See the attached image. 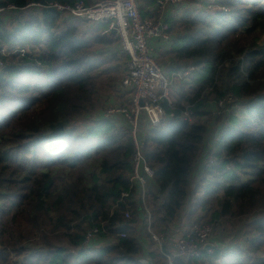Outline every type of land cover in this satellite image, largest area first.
Returning a JSON list of instances; mask_svg holds the SVG:
<instances>
[{
    "label": "trees",
    "instance_id": "obj_1",
    "mask_svg": "<svg viewBox=\"0 0 264 264\" xmlns=\"http://www.w3.org/2000/svg\"><path fill=\"white\" fill-rule=\"evenodd\" d=\"M99 1L0 0L16 8L0 16V264H168L128 181L129 128L102 116L131 107L121 87L128 55L101 35L106 24L27 7ZM135 1L143 19L169 26L170 41L154 45L165 74L195 69L172 79L166 122L139 120L155 170L145 186L149 228L169 237L178 222L209 225L214 253L188 264H264V0H201L200 10L182 0L168 16L157 0ZM207 147L214 165L204 170ZM250 214L238 243L217 241L219 226Z\"/></svg>",
    "mask_w": 264,
    "mask_h": 264
},
{
    "label": "built area",
    "instance_id": "obj_2",
    "mask_svg": "<svg viewBox=\"0 0 264 264\" xmlns=\"http://www.w3.org/2000/svg\"><path fill=\"white\" fill-rule=\"evenodd\" d=\"M181 2L182 0H157L156 12L157 10L172 9ZM27 7H43L60 14H66L71 18L106 24L107 27L101 32V35L108 38L113 36L118 39L121 51L128 55L121 87L128 94L131 107L129 110H123L117 106L108 107L103 111L102 116L109 119L120 117L122 122L129 128L133 153L131 155V172L128 181L131 188L137 187L135 191L138 197L137 202L141 201L143 210L148 216L147 231L151 234V239L159 250H162L165 244L172 249V253L166 255L168 264H173L176 258L181 259L183 264H188V261L192 259H199L203 255H212L214 247L208 242L211 236L209 225L197 226L193 224L177 238H172L171 235L169 237L156 235L149 228L150 216L144 203L145 186L153 180L155 170L149 166L141 149L138 130L140 117H144L151 127L166 122L172 116V114H167L164 108V104L168 107L172 106V79L181 81L190 76L195 70L191 65L185 68L180 66L169 78L153 57L155 43L170 41L171 35L168 24L162 20L143 19L139 14L135 0H101L91 7H86L82 2L73 5L51 3L40 6L39 4H30ZM15 9L12 5L0 7V16L7 10ZM1 54L4 55L5 52L1 51ZM0 65H2L1 62ZM232 101L233 97L229 96L225 100L219 101L217 105L222 108L226 103ZM192 114L191 110H186L181 112L177 119L186 121ZM210 148L204 149L205 156L201 161L204 170H208L214 165V159L209 153ZM127 196V193H121L122 198ZM137 206L140 207L138 203ZM124 217L126 219L131 218L128 212L124 214ZM97 233L98 229L89 230L85 234L84 243H91ZM121 236L123 235L121 234ZM142 262L151 264L147 261Z\"/></svg>",
    "mask_w": 264,
    "mask_h": 264
},
{
    "label": "rangeland",
    "instance_id": "obj_3",
    "mask_svg": "<svg viewBox=\"0 0 264 264\" xmlns=\"http://www.w3.org/2000/svg\"><path fill=\"white\" fill-rule=\"evenodd\" d=\"M205 1L210 2L212 0H205ZM193 2H195V3L191 4V6H194V7H196L197 10H200L202 7L201 0H193ZM13 22L15 23V21H13ZM199 179H202V177L199 176ZM256 215H258V214L256 213ZM250 218H253V216L251 215V217H249L247 215V216L239 219L238 221L224 222V227H222V226L218 227V229H221V231L219 232V236L217 237V241H221V240L224 241L223 243L225 246H228V245L233 246V244L238 243L240 238L236 237V236H238L237 233L239 231H242V233H244L245 224ZM183 221L186 222V220H183ZM178 224H179V226H177L176 228L171 226L172 228H171L170 232H171L172 238L180 237L186 230H188L187 225L184 226L183 224H181L179 222H178Z\"/></svg>",
    "mask_w": 264,
    "mask_h": 264
},
{
    "label": "crops",
    "instance_id": "obj_4",
    "mask_svg": "<svg viewBox=\"0 0 264 264\" xmlns=\"http://www.w3.org/2000/svg\"><path fill=\"white\" fill-rule=\"evenodd\" d=\"M137 4V3H136ZM139 4V3H138ZM138 6V5H137ZM139 8H141L142 10H144V13H148V15H149V17H151V15H152V13H154L155 11H154V9L152 8V7H147L146 6V4L145 3H142V4H139ZM170 14V9H168V10H166V15L168 16ZM145 19H147V18H145ZM147 20H149V19H147ZM150 44H151V42H150ZM152 45H153V43H152ZM158 48H160L159 49V51L162 49L163 50V48H162V46H158ZM156 53H157V47H156V49L154 50V58L156 59L157 58V56L155 57V55H156ZM169 65V64H168ZM168 65H166V66H168ZM179 66H181V65H179ZM166 69V68H165ZM172 69V68H171ZM168 70H170V69H166V71H168ZM170 76L172 75V74H169ZM166 251H168V253H172V249L170 248V247H167L166 248ZM160 252H162V250H160Z\"/></svg>",
    "mask_w": 264,
    "mask_h": 264
},
{
    "label": "water",
    "instance_id": "obj_5",
    "mask_svg": "<svg viewBox=\"0 0 264 264\" xmlns=\"http://www.w3.org/2000/svg\"><path fill=\"white\" fill-rule=\"evenodd\" d=\"M112 33H114V31H112Z\"/></svg>",
    "mask_w": 264,
    "mask_h": 264
}]
</instances>
